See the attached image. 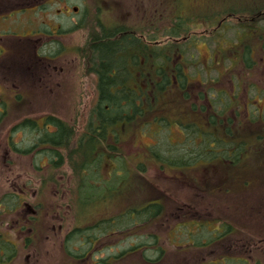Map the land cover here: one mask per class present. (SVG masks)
<instances>
[{
	"label": "rangeland",
	"instance_id": "obj_1",
	"mask_svg": "<svg viewBox=\"0 0 264 264\" xmlns=\"http://www.w3.org/2000/svg\"><path fill=\"white\" fill-rule=\"evenodd\" d=\"M69 2L83 16L64 20L66 36L40 49L53 61L41 59L39 66L53 63V76L40 75L39 86L16 82L17 77L0 79V239L15 243L2 250L14 256L10 264H91L79 257L90 248V237L93 252L102 250L98 256L111 264H264V18L258 16L264 0ZM63 5L57 0L50 8L56 13ZM240 16L256 19L259 32L243 35L246 22L238 21ZM219 20L224 25L217 30ZM181 21L188 42L168 35ZM42 23L43 18L35 25ZM131 30L160 44L177 38V43L191 44L183 57L189 96L166 90L149 118L116 132L122 138L113 133V141L92 139L91 112L100 96L90 68L91 44L106 33L118 32L113 37L118 40ZM243 43L254 49L249 63ZM24 62L23 69L32 68ZM198 96L205 106L199 110L200 126L205 121L207 130L221 139L209 145L237 147L242 154L235 164L214 161L186 171L163 169L160 155L196 147L197 134H189ZM159 116L167 118H155ZM162 119L170 122L165 126ZM59 124L73 130L71 141L67 137L58 147L41 141L59 131ZM96 158L100 173L87 179L85 160L94 167ZM118 159L117 172L129 173L118 184L124 186L120 192L114 179L108 182L118 176L111 170ZM153 202L162 208L157 216L149 218L144 211L135 214V223L127 217L121 222V214L146 210ZM102 221L104 228L97 230ZM84 236L88 242L82 246ZM7 253L0 254V261Z\"/></svg>",
	"mask_w": 264,
	"mask_h": 264
},
{
	"label": "trees",
	"instance_id": "obj_2",
	"mask_svg": "<svg viewBox=\"0 0 264 264\" xmlns=\"http://www.w3.org/2000/svg\"><path fill=\"white\" fill-rule=\"evenodd\" d=\"M259 16L263 19L264 12H261ZM238 20L246 22L243 27V35L247 33L248 36L250 32H252V34L254 33L257 27L255 26V20H253V18L240 16L238 17ZM183 26L184 23L182 21L177 23L172 30L168 29L170 30L168 35L172 37H182ZM118 34V32H111L110 34L106 33L103 37L99 36L97 39H94L91 44L92 55L90 59V68L97 76L100 98L98 104L91 112L92 118L90 123V131L97 132L98 134L97 136H89L92 139L95 138L108 142L110 140L113 141V137L109 138L108 134L113 135L114 133L118 136V139L122 138L121 132H118L119 134L116 133L118 130L126 131L125 129H130L132 123L137 121L138 118H148L154 112L152 110L155 106H157L160 98L165 95L166 90L171 89L172 91L173 89H176L174 85L177 84L179 87L180 85H183L182 89H186L185 85L188 80L185 68L186 61L183 62V57L185 52L188 50L187 47L190 48L191 44L176 42L169 45H155L154 43H156V40L152 39L154 43L150 47L136 34L134 39H132V34L122 35L123 37L119 36L120 39L118 40L114 39L113 37ZM128 35L131 37H128ZM261 35H263L261 47L264 51V29H261ZM183 38L189 39L188 36H183ZM237 38L240 41L242 36H238ZM184 42H188V40ZM242 48L243 52H245L244 59L247 63H249V61L252 60L251 54L254 49L249 47V45L246 47L244 45ZM177 50L183 51L184 53H181V56L173 57L174 55L172 54ZM143 58L145 60V64L141 65L140 60ZM144 66L146 67V70L144 69ZM148 66L150 67L148 68ZM145 84H147L148 87L145 88ZM145 100H150V103L147 104ZM156 118L166 117L159 116ZM162 120L165 126L170 122L169 120ZM147 124L142 125L143 129H147ZM158 124H160L159 120ZM212 124L215 123H210V125ZM59 125L61 128L59 131H56L54 134L44 136V139L41 141L55 147L61 146L63 139L67 137H69L68 141H71L74 135V133H72L73 130H69L70 128L64 126L63 124ZM190 126L193 128L191 129V133L189 132L190 134H188L189 136H192V133L197 134L196 137L199 138V140L194 141V146L198 148H202L205 151L212 150L210 148L214 146L209 145V142L214 141L217 143L218 141H221V139H217L215 137L213 132L210 133L207 128L199 129L200 124H195V121H192ZM222 142H224V144L227 143L225 140ZM89 148L95 150L94 145L93 148L90 146ZM171 154L178 156L180 153H167L165 154L166 156L163 155L164 157H161L159 153L156 154L157 156L160 155L159 163L163 169L172 170L180 166L179 164L182 162L180 157L176 156L175 158H172L169 156ZM121 161L122 160H119V162ZM99 162L100 158H96L94 164H99ZM87 163L92 164L91 160L86 159L83 165L84 168L89 170L91 168L88 167ZM123 164L126 165L125 163ZM99 169L100 168L95 169L94 172L97 173ZM126 170L123 173L118 171V178H120L121 183H125L127 181V177L129 176V173ZM122 188H124V186H120V188H116V190L119 191L118 189ZM111 191H113V189H111ZM89 193L90 191L87 192V194ZM87 194L86 198L89 200V195ZM144 209L145 208L133 209L130 212H126L121 215V222H123L124 217H130L134 220L135 214H138L139 212L142 214L144 211L147 215L155 217L162 208L159 206V203L155 204V202H153V204H150L148 209ZM110 224L113 226L114 221L111 220ZM106 261L107 260H104V264H111V261L110 263Z\"/></svg>",
	"mask_w": 264,
	"mask_h": 264
},
{
	"label": "flooded vegetation",
	"instance_id": "obj_3",
	"mask_svg": "<svg viewBox=\"0 0 264 264\" xmlns=\"http://www.w3.org/2000/svg\"><path fill=\"white\" fill-rule=\"evenodd\" d=\"M57 0H0V79L5 80L7 82L9 77L16 78V82H28L27 84H31L35 86L36 83L38 86L39 82H42L40 79V75L47 76L52 75L56 66H52L49 64L48 66L40 67V61L43 60L42 63L53 61L52 58L48 55H43L40 52L41 47L44 43L55 42V40H59V38L66 36L64 35L65 28L62 26V22L64 20H69L74 16H83V10L79 7L70 6L69 0H59V3H64L62 8L58 9L56 13L53 12L52 8H50V4L52 2H56ZM45 2V5L42 4ZM49 4V5H48ZM54 7V6H53ZM49 9L51 11H49ZM43 18L42 25H35L39 21V19ZM223 22L221 21L216 29L219 30L222 26ZM38 26V27H36ZM48 28H46V27ZM20 28V30H19ZM21 31V32H19ZM132 39L135 38V32L130 31ZM137 35V34H136ZM128 35V37H131ZM138 36V35H137ZM123 37V36H120ZM150 47L154 42L151 41L145 34H140V36ZM160 41H156V44H159ZM35 43H40L41 46L35 47ZM253 53V52H252ZM41 55V56H40ZM252 56V54H251ZM253 58V56H252ZM142 60V61H141ZM141 64H145L144 58L141 59ZM262 60L264 61V55L262 56ZM24 61L30 62L32 68L23 69ZM26 62V63H28ZM34 63L36 64L34 67ZM29 66V64L27 65ZM150 66H148L149 68ZM147 68V69H148ZM29 69H31L29 71ZM144 69L146 70L145 66ZM149 73V72H148ZM45 85V84H43ZM178 86V84L176 85ZM144 87H148L147 84ZM179 87V86H178ZM183 85H180L182 88ZM200 96L193 103V110L197 112V119L195 124L199 123V110H205V106L199 105ZM220 101L223 103V98H220ZM147 104L150 103V100H145ZM213 102L209 101V105ZM3 111V110H1ZM4 112V111H3ZM237 113V112H236ZM214 115V118H218V115ZM232 117V116H231ZM229 117V118H231ZM250 117V116H248ZM208 118H210L208 116ZM211 118L210 120H214ZM237 118V117H232ZM205 121L201 124L199 129L206 128L204 125ZM184 126L183 134L186 131V126L184 123H181ZM199 126V125H198ZM210 149L205 151L202 148L194 147L187 148L180 151L177 157H180V166L182 168L176 167L172 170L181 169L186 171L191 168H196L199 165L210 164L212 162H217L218 164H235L236 159H238V154H242V152L238 151L237 147H211ZM189 161V162H187ZM26 210V209H25ZM22 212H26V211ZM104 228V221L98 222L96 229ZM7 244V240L5 238L0 239V254L7 253V251H2L5 249V244ZM88 239H82V246L87 244ZM85 243V244H84ZM91 246L87 249L82 255H80V259L85 258L86 262H90L91 264H104V260L102 257L98 256L100 251L93 252V244L94 238L90 237ZM6 259H1L0 263L2 264H10L13 255L6 254ZM28 256V255H27ZM29 257V256H28ZM31 257V256H30ZM29 257V258H30ZM37 261V257H35ZM112 260L115 259V256H109ZM31 259V258H30ZM9 260V261H8ZM90 260V261H89Z\"/></svg>",
	"mask_w": 264,
	"mask_h": 264
}]
</instances>
